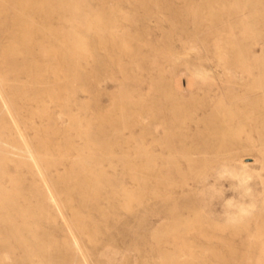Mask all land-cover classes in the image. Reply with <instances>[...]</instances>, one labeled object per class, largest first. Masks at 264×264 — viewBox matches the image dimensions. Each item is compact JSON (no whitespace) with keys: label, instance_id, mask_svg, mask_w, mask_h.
<instances>
[{"label":"rangeland","instance_id":"obj_1","mask_svg":"<svg viewBox=\"0 0 264 264\" xmlns=\"http://www.w3.org/2000/svg\"><path fill=\"white\" fill-rule=\"evenodd\" d=\"M6 1L10 13L11 6L19 8L24 2ZM30 1V8L44 5L50 13L60 6V0ZM72 2L84 9L81 16L68 11L67 16L48 21L43 14L30 9L26 20L41 30H63L68 36L72 28L87 18L101 17L107 27L103 35L113 33L117 37L118 45L107 50L112 61L105 51L98 57H90L76 87L69 81H59L45 65L39 70L41 82L22 72L20 63L12 69L2 57L7 43L0 42V88L16 122L0 124V139L21 146V133L36 151L53 154L44 161L65 217L53 223L46 220L41 204L35 201L38 194L29 190L36 177L17 158L2 159L0 188H5V192H0V203L3 195L8 194L12 196L10 203L19 205H0V258L5 264H75L74 253L64 242L68 220L75 227L90 264H264V239L255 238L259 231L264 233V169H260L264 136L254 133L255 143L243 152L248 154L243 157L249 168L246 176L225 181L224 194H218L221 203L213 215L229 223L223 231H217L223 239L196 244L155 240L148 186L143 187L138 181L142 176L148 179L145 174L148 160L137 155L148 153L149 104L154 80L183 82L186 98L190 97L189 80L202 91L210 92V97L227 95L229 89L240 94L246 81L240 78L237 84L228 81L224 75L226 68L250 65L257 73L259 67H264V27H260L261 35L249 31L245 0ZM2 36L0 30V40ZM36 57L41 59L40 54ZM102 61L107 65L100 66ZM49 91L59 92L60 99L50 102ZM41 97L46 102L36 101ZM38 106L52 107L45 123L36 116L32 123L34 108ZM76 121L95 122L86 142L100 147L98 154L113 153L115 158L101 161L99 169L110 173L108 178L115 182V190H128L129 195L105 194L106 191L95 194L86 188L75 192L73 185L82 178L78 174L82 170L78 150L85 144V140L68 130ZM60 155L69 158L62 160ZM64 179L69 180L68 184ZM13 186L18 191H12L19 192L18 196L10 191ZM214 192L220 191L209 187L201 194L202 200L213 198L217 195ZM96 198L100 207L83 206ZM21 209H26L23 215ZM7 217L15 223L13 229L5 223ZM26 218L28 224L24 225ZM64 249L71 256L67 262L59 253Z\"/></svg>","mask_w":264,"mask_h":264},{"label":"bare ground","instance_id":"obj_2","mask_svg":"<svg viewBox=\"0 0 264 264\" xmlns=\"http://www.w3.org/2000/svg\"><path fill=\"white\" fill-rule=\"evenodd\" d=\"M30 3V0H24L19 8L11 6L10 13L8 1L0 0V30L3 32L0 42L7 43L2 52L3 61L12 69L20 63L21 71L28 72L35 82H41L39 70L45 65L59 81H69L76 87L86 70L84 64L88 63L89 58L100 56L101 51L107 53L108 47L118 45L117 37L113 33L106 37L103 35L107 27L101 17L87 18L85 22L72 28L68 36H65L63 30H41L26 20L27 11L34 9L30 8ZM59 3L60 6L51 13L44 5L34 10L37 14H43L48 21L61 15L67 16L68 11H74L80 16L84 12L82 6L74 5L72 0H60ZM245 8L249 31L261 35L264 30L260 28L264 27V0H245ZM124 47L127 48L126 45ZM36 54H40V60ZM107 54L112 61L111 55ZM99 64L107 65L105 61ZM258 69L255 73L254 66L250 65L227 67L224 72L227 80L237 84L238 78L244 79L246 81L244 90L238 94L229 89L226 91L227 95L222 93L213 97H210V92L196 87L193 80L188 82L189 98L184 95L183 82L154 80L149 104L151 132L148 153L140 152L137 157L148 160L145 165L148 179L140 175L142 178L138 181L143 187L148 186L151 217L155 226L153 238L158 242L196 244L202 240L225 238L217 231H223L229 223L214 216L221 203L218 194H224L223 189L227 185L225 181L246 176L249 168L243 157L248 154L243 152L251 148L250 144L255 143L254 133L264 136V67ZM1 80H6V77H1ZM53 92L49 91L48 97L51 99L50 102L55 103L60 99V93ZM36 101L46 102L43 97ZM51 108L49 106L34 108L32 120L36 116L40 118L41 123H45L50 117ZM9 121L16 124L13 110L0 88V124L5 125ZM92 123L82 124L76 121L68 129L79 139L85 140L84 146L78 150V165L82 168L78 174L82 178L73 185L75 192L86 188L95 194H104L106 191L105 194L129 195L128 190H115V182L108 178L110 173L105 169H99L101 161L111 160L115 156L113 153L98 154L101 148L95 143L86 142ZM20 137L23 139L21 146L0 139V162L2 159L17 158L20 165L27 167L36 177L34 185L29 190L38 194L35 201L41 204L44 218L50 223H53V220L56 222L57 218H65L59 195L51 184L48 177L50 172L44 161L53 154L49 156L36 151L21 133ZM263 148L260 150L263 156L260 169H264ZM60 158L67 160L69 157L60 155ZM254 161L257 162V159ZM139 165L140 163L137 167ZM126 166L130 167L131 164L126 163ZM244 170L247 171L244 173ZM138 174L141 173L137 172ZM63 182L68 184L69 180L64 179ZM209 187L220 192H214L217 195H213L208 201L202 200L201 194ZM12 189L18 191L14 186L9 190ZM13 191L12 193L18 196L19 192ZM0 192H5V188H0ZM11 197L8 194L3 195L0 205L18 206L17 202L10 203ZM96 199L86 201L83 206L100 207L99 200ZM25 210L21 209L20 215H23ZM4 221L14 228L15 223L10 217ZM23 224H28V218L23 220ZM64 233L65 245L74 253L73 263L90 264L78 233L68 220ZM32 235L35 238L33 232ZM255 238L264 239V233L259 231ZM59 253L64 262L69 261L71 256L66 249L60 250ZM0 264H5L1 258Z\"/></svg>","mask_w":264,"mask_h":264}]
</instances>
